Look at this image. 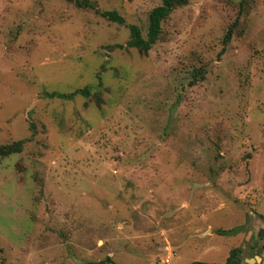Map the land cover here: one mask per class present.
Returning <instances> with one entry per match:
<instances>
[{
	"label": "rangeland",
	"instance_id": "obj_1",
	"mask_svg": "<svg viewBox=\"0 0 264 264\" xmlns=\"http://www.w3.org/2000/svg\"><path fill=\"white\" fill-rule=\"evenodd\" d=\"M88 1L0 0V264H261L264 0Z\"/></svg>",
	"mask_w": 264,
	"mask_h": 264
},
{
	"label": "trees",
	"instance_id": "obj_2",
	"mask_svg": "<svg viewBox=\"0 0 264 264\" xmlns=\"http://www.w3.org/2000/svg\"><path fill=\"white\" fill-rule=\"evenodd\" d=\"M67 1H73L74 4L79 7H93V5L88 0H67ZM127 1H131V0H127ZM184 3H185L184 0H161V3L158 6L154 7L149 13L146 38H143L138 26L131 24L128 26L130 38L127 41V45L135 47L140 51H147L151 47V45L154 44L155 41L158 39L161 29V21L168 16V14L175 6ZM101 15L113 22H118V23L124 22L123 17L120 16L115 10L103 11L101 12ZM230 34H231V28H229L226 35L224 36V42H227L230 39L231 36ZM71 94H63V96L68 97L71 96ZM21 144L22 141H15L10 144L0 145V154L8 155L13 152H18L22 148ZM236 231H237L236 228L218 229L216 230V233L219 235H231L234 234ZM260 252H261L260 249L255 250V253H260ZM235 253L236 250H232L224 263L193 261L190 262L189 264H239L238 260L235 259Z\"/></svg>",
	"mask_w": 264,
	"mask_h": 264
},
{
	"label": "water",
	"instance_id": "obj_3",
	"mask_svg": "<svg viewBox=\"0 0 264 264\" xmlns=\"http://www.w3.org/2000/svg\"><path fill=\"white\" fill-rule=\"evenodd\" d=\"M258 236L260 237H264V232H263V229H260L259 232H258ZM246 262L248 263H255V262H260L261 258H259L258 256H255V257H252V258H248V259H245ZM91 264H98V263H91Z\"/></svg>",
	"mask_w": 264,
	"mask_h": 264
},
{
	"label": "flooded vegetation",
	"instance_id": "obj_4",
	"mask_svg": "<svg viewBox=\"0 0 264 264\" xmlns=\"http://www.w3.org/2000/svg\"><path fill=\"white\" fill-rule=\"evenodd\" d=\"M264 246V244H263ZM264 257V256H263ZM261 261V264H264V258L260 260Z\"/></svg>",
	"mask_w": 264,
	"mask_h": 264
}]
</instances>
